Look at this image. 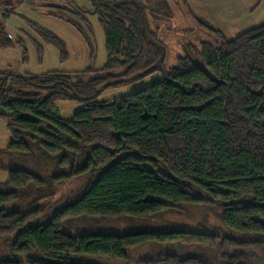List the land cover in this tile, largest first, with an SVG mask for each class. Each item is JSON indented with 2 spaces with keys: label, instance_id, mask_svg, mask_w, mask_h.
Returning <instances> with one entry per match:
<instances>
[{
  "label": "trees",
  "instance_id": "trees-1",
  "mask_svg": "<svg viewBox=\"0 0 264 264\" xmlns=\"http://www.w3.org/2000/svg\"><path fill=\"white\" fill-rule=\"evenodd\" d=\"M90 1L89 11L70 8L86 27L85 16L97 17L105 36L102 68L41 76L0 71V120L12 137L0 150L7 173L0 240L10 255L0 264L126 262L131 250L153 244L198 252L139 264H264V24L228 39L197 19L219 46L190 45L167 69L166 47L149 25L144 0ZM22 3L0 0V16L9 19ZM35 30L67 58L58 37ZM11 45L0 21V47ZM155 73L162 80L150 87L97 101L106 89ZM58 102L82 109L66 121ZM181 205L219 210L228 234L186 228L72 234L63 225L80 217L145 219Z\"/></svg>",
  "mask_w": 264,
  "mask_h": 264
},
{
  "label": "rangeland",
  "instance_id": "rangeland-1",
  "mask_svg": "<svg viewBox=\"0 0 264 264\" xmlns=\"http://www.w3.org/2000/svg\"><path fill=\"white\" fill-rule=\"evenodd\" d=\"M150 8L149 25L158 31L159 40L165 45L167 69L176 66L177 58L185 56L188 46L199 47L201 43L219 46L215 35L198 26L197 19L207 22L226 38L257 28L264 24V0H144ZM70 4L79 9L91 10L90 0H23L15 14L0 21L12 45L0 47V71L11 70L19 74L41 76L48 72H80L87 68L100 69L106 62L105 36L97 17L72 13ZM2 9V8H1ZM71 23L80 25L82 33ZM35 26L45 29L58 37L65 45L67 58L61 59L60 50L43 40ZM161 38V39H160ZM93 51H90V45ZM92 54V55H91ZM162 76L155 73L130 85L109 88L98 96L97 101L105 102L133 94L160 82ZM62 119L72 120L74 114L82 109L75 102L55 104ZM12 141L7 130V122L0 120V150ZM30 161V160H29ZM25 162L24 164H26ZM28 164V163H27ZM32 166V165H30ZM7 178L5 170H0V183ZM66 188L60 192L63 194ZM219 210L209 211L203 206L181 205L174 211L163 212L145 219L128 216L117 218L80 217L63 222L72 234L82 232H107L127 234L141 230H160L186 228L192 231L215 232L217 229L228 234L221 225L217 214ZM7 241L0 240V262L9 258ZM175 252L179 255L196 253L197 249L188 247L183 253L174 251L170 245L153 244L133 249L129 260H101V264H139L147 258H160ZM262 261L259 263L261 264Z\"/></svg>",
  "mask_w": 264,
  "mask_h": 264
},
{
  "label": "crops",
  "instance_id": "crops-1",
  "mask_svg": "<svg viewBox=\"0 0 264 264\" xmlns=\"http://www.w3.org/2000/svg\"><path fill=\"white\" fill-rule=\"evenodd\" d=\"M236 37V35L235 36H233V37H231V38H235ZM161 39V38H160ZM166 57H167V55H166ZM59 113V112H58ZM2 183V182H1Z\"/></svg>",
  "mask_w": 264,
  "mask_h": 264
}]
</instances>
